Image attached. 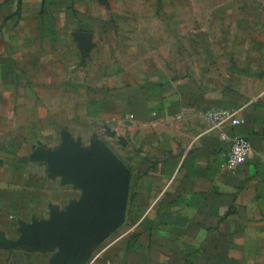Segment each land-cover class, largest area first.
Here are the masks:
<instances>
[{"label":"crops","instance_id":"crops-1","mask_svg":"<svg viewBox=\"0 0 264 264\" xmlns=\"http://www.w3.org/2000/svg\"><path fill=\"white\" fill-rule=\"evenodd\" d=\"M0 264H264V0H0Z\"/></svg>","mask_w":264,"mask_h":264},{"label":"water","instance_id":"water-1","mask_svg":"<svg viewBox=\"0 0 264 264\" xmlns=\"http://www.w3.org/2000/svg\"><path fill=\"white\" fill-rule=\"evenodd\" d=\"M87 167H92L95 170L99 177L100 187L106 190L111 198L103 199L93 205L91 211L85 217L94 213H101L103 215L104 211H110L107 214L109 218L114 220L113 222H118L122 219L124 211L128 173L125 171H115L113 165L107 164L104 158H97L95 163L88 164Z\"/></svg>","mask_w":264,"mask_h":264},{"label":"built area","instance_id":"built-area-1","mask_svg":"<svg viewBox=\"0 0 264 264\" xmlns=\"http://www.w3.org/2000/svg\"><path fill=\"white\" fill-rule=\"evenodd\" d=\"M206 116L212 125L227 122L235 126L240 122V119L232 110L224 108H211L206 112ZM221 138L225 140L228 146L226 157V167L228 169H232L246 160L251 150L250 142L246 137L222 132Z\"/></svg>","mask_w":264,"mask_h":264}]
</instances>
